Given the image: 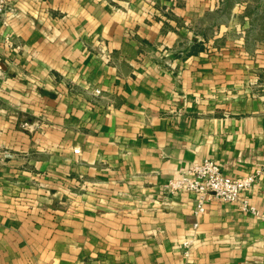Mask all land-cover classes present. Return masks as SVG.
Listing matches in <instances>:
<instances>
[{
	"label": "crops",
	"instance_id": "1",
	"mask_svg": "<svg viewBox=\"0 0 264 264\" xmlns=\"http://www.w3.org/2000/svg\"><path fill=\"white\" fill-rule=\"evenodd\" d=\"M6 18L0 264H264V221L216 198L196 217L164 187L210 158L260 169L264 208V0H11Z\"/></svg>",
	"mask_w": 264,
	"mask_h": 264
},
{
	"label": "built area",
	"instance_id": "2",
	"mask_svg": "<svg viewBox=\"0 0 264 264\" xmlns=\"http://www.w3.org/2000/svg\"><path fill=\"white\" fill-rule=\"evenodd\" d=\"M11 0H0V23L2 26L9 24L6 14ZM0 42L8 47L19 49L20 46L13 43L12 34L0 29ZM2 86L0 83V91ZM99 93L98 90H96ZM261 170L240 176H229L222 172L218 162L210 158H204L191 162L186 168L181 170L176 177L170 178L165 183V191L169 195L179 192L194 193L196 195V205L194 215L199 217L205 212V204L210 199L216 198L222 201L238 202L240 209L256 216L264 221V208L259 209L249 202L245 192L250 189ZM198 222L193 223L195 229ZM191 239L183 240L181 243L185 257L190 255Z\"/></svg>",
	"mask_w": 264,
	"mask_h": 264
}]
</instances>
